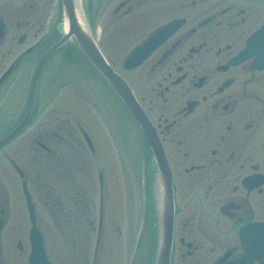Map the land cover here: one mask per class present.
I'll list each match as a JSON object with an SVG mask.
<instances>
[{
	"label": "flooded vegetation",
	"instance_id": "flooded-vegetation-1",
	"mask_svg": "<svg viewBox=\"0 0 264 264\" xmlns=\"http://www.w3.org/2000/svg\"><path fill=\"white\" fill-rule=\"evenodd\" d=\"M112 2L94 0L92 22L108 44L102 46L106 58L151 122L170 168L175 204L171 264L236 263L246 255L241 230L264 225V0H120L106 22ZM60 10L61 0H0V140L25 115L26 101L9 97L20 86L30 89L43 56L60 38ZM175 22L180 26L140 64L126 67L135 48ZM56 52L41 69L27 126L0 149L7 169L0 167V264H29L34 224L27 195L45 243L39 203L66 241L70 228L81 232L85 224L97 235L104 232L105 170H96L95 221L75 173L96 161L100 143L78 121L50 120V104L39 95L52 71L73 56ZM108 95L114 104L113 94ZM123 120L125 132L133 127L138 142L129 166L157 170L144 132L130 115L123 113ZM73 247L77 264H89V248L83 243Z\"/></svg>",
	"mask_w": 264,
	"mask_h": 264
},
{
	"label": "rangeland",
	"instance_id": "rangeland-1",
	"mask_svg": "<svg viewBox=\"0 0 264 264\" xmlns=\"http://www.w3.org/2000/svg\"><path fill=\"white\" fill-rule=\"evenodd\" d=\"M118 1L120 0H113L111 7L105 11L104 18L102 16L106 22L109 14L111 13V8H113V4H116ZM103 41L104 37L101 39V45L104 44ZM107 46L108 44L104 47ZM65 51L67 52L66 54H76L73 44H69ZM83 72V66L80 65V63L78 64V61H76L74 57L68 58L60 70L52 71V74L46 81V89L53 97L52 104H56L51 106L48 115H51L49 117L50 120H54L58 117L65 119L67 117L70 124L74 125L76 124L75 120L78 119L99 141L100 151L98 163L96 162L97 164H91L88 162L89 166L86 167L87 170L84 169L82 173L78 172L79 170L75 171L77 179L82 182L81 185L84 189V191L80 190L81 196L85 197L86 202L90 206V220L95 221L97 205L96 183H98V181L94 166L96 168L97 166L102 167L105 170L107 181V199L105 198L104 207L105 225L104 234L99 247L97 264H130L143 227L144 218L142 212V196L140 195L142 175L138 168H131L128 163L129 159H136L135 155L137 152L135 146H132V144L130 145L128 142L126 148L123 146L124 144L126 145V141L132 137L125 132V129L123 128V121L118 113L119 111L115 110L116 114L114 118V125H112V122L107 121L106 117L102 118L92 112V110L99 108L102 102L94 103L96 96L95 91L93 88L86 86L93 84L100 96L101 88L97 82H93L92 78ZM22 87L20 86V89ZM22 91L25 92L22 89L16 91L10 97V100L14 101L18 99V97L20 99V95H23L21 93ZM87 96L92 101H89ZM103 104L105 105L104 102ZM45 120L47 119L45 118L44 121ZM57 126L56 124L51 125L52 128H56ZM110 135L115 140L114 145L111 146L110 144H112V142L110 143L109 140ZM107 146H110V150H108ZM130 148L131 150L128 153L127 150ZM88 159L89 158L86 156L83 158V160ZM0 163V167H3L2 169L7 171L4 162L0 160ZM122 164L126 167V169L128 166L129 171L127 169V176L129 174V178L131 177L130 216L129 213L128 216H125L124 213V178L123 171L120 166ZM89 167H91V169ZM91 170L92 173L88 175V172H91ZM8 173L12 179L11 182L13 183L15 181L14 176L10 171ZM87 192L89 195H87ZM13 195L14 194L11 192V197ZM13 200L15 201L16 199L13 198ZM42 204L43 203H39L38 213L41 217V225L46 235V246L50 255V260L54 264H77L74 258L75 250L73 245L77 246V249H79L80 243H83L85 247H87V251L89 248V253L87 255L88 263L93 264L92 256L97 241L96 232H93L87 224L84 225V229H82L81 232L77 233H75L76 229L70 228L68 240L66 241L63 236L60 235V232L57 230L55 225V221L52 218H49L50 215L46 212V209ZM45 212L47 213L46 217ZM74 221L75 220L72 221V225L76 224ZM127 247H130L128 248L130 251L126 249ZM148 247H151V245L148 244ZM149 263L150 256L148 251L141 250V255L137 264Z\"/></svg>",
	"mask_w": 264,
	"mask_h": 264
},
{
	"label": "water",
	"instance_id": "water-1",
	"mask_svg": "<svg viewBox=\"0 0 264 264\" xmlns=\"http://www.w3.org/2000/svg\"><path fill=\"white\" fill-rule=\"evenodd\" d=\"M63 3L67 18L68 29L63 40L59 42L53 49L59 47L60 45H62L63 43H65L66 41H68L70 38L73 37L76 44L82 51V53L87 57L90 63H92L94 67L103 75V77L106 79L109 85L117 93L119 98L129 108L135 119L139 122V124H141L144 131H148L146 118L138 108L131 90L128 88L125 82L117 74H115L110 67H108L107 62L105 61L96 42L94 41L93 37L90 34L89 28L87 27L88 26L87 21L82 16L79 5H77L78 6V11H77L74 0H63ZM169 33L165 34V36L168 35ZM157 41H158V36L155 37L148 44L138 49L128 59L127 67H131L133 65L140 63L145 58V56L154 47H156V45H158L160 41L159 42ZM33 89L31 92L30 101L33 99L34 96ZM15 134L9 136V138L6 140L11 139ZM147 135L151 140L152 137L150 136V133H147ZM161 168L162 170L160 171V173L162 174L163 185H161L162 187H160L162 199H161V205L158 209L159 210V216H158L159 250L156 259V264H170V253H171L172 237H173L174 210H173V200L171 193L172 190L170 184V174L166 166L164 168L163 167ZM32 244H33V254L30 258V263L49 264L46 260L45 252L42 246V239L38 233L32 237ZM260 245L264 247L263 235H261Z\"/></svg>",
	"mask_w": 264,
	"mask_h": 264
},
{
	"label": "bare ground",
	"instance_id": "bare-ground-1",
	"mask_svg": "<svg viewBox=\"0 0 264 264\" xmlns=\"http://www.w3.org/2000/svg\"><path fill=\"white\" fill-rule=\"evenodd\" d=\"M75 6H76V9H77V11H78V6L75 4ZM80 14V13H79ZM82 14V13H81Z\"/></svg>",
	"mask_w": 264,
	"mask_h": 264
}]
</instances>
